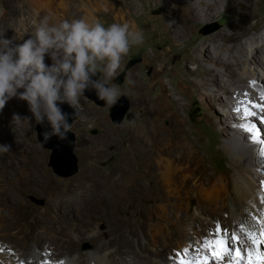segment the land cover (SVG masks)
<instances>
[{"label": "bare ground", "instance_id": "6f19581e", "mask_svg": "<svg viewBox=\"0 0 264 264\" xmlns=\"http://www.w3.org/2000/svg\"><path fill=\"white\" fill-rule=\"evenodd\" d=\"M191 1L194 3L184 4V7L194 10V14L204 21L211 22L215 13L219 11L216 6L207 4L205 0ZM0 3H2L0 31H5V38L9 39L15 35L13 29L28 27L31 30L33 20H39L49 14L56 19H64L69 12L68 0H0ZM226 10L230 9L226 7ZM183 14L171 9L169 13H163L162 17L171 15L179 17L178 22L184 25L183 33L180 32L182 35L189 27L187 26L189 19ZM90 15V21L96 18L92 13ZM240 16L239 12H233L234 18ZM250 19L251 16L247 15L245 23H232L229 30L220 29L205 37L200 51L203 57L190 58L189 62L195 63L201 60L207 68L202 69L198 64L196 68L189 69L187 71L189 77H185L182 82L186 83L185 80H188L189 84L186 83L178 89L171 82L170 77L174 73L169 72L173 48L167 47L159 54H154L153 57L161 58V69L158 71L163 74L152 82V86L156 85L160 91L153 96L150 93H138V103L143 104L142 109L146 115L139 122L133 123L132 148L137 151V143H142L146 146L147 150H145L152 153L154 142L168 140L178 155L174 159L147 157L138 161L134 157L126 158L116 167L122 168L118 178L122 181V185L116 183L115 171L103 174L83 173L74 180H57L46 168L47 153L41 151L34 142L32 136L34 116L27 102L17 97L10 99L4 109L0 110V144L11 145V151L0 153V168H4L0 171V179H6L13 185L8 191L7 207L4 208L3 204H0V264H60V262L63 264H164L163 260H166L167 264H174L172 254L180 253L176 251L178 248L176 250L174 248L179 247L183 250L185 248L182 247V238L174 244L169 241V238L174 236V232H169L171 222L167 220L169 217L167 212L170 211L167 201H171V207L174 209L178 205L185 206L182 209L188 212L196 200L197 211L212 218V222L201 223L202 219H194L189 223V231L188 227L185 229L188 231L186 239L191 244L188 260H192V256L199 260L208 255L209 264L220 262L212 259L210 249L203 246L205 238H218L216 233L215 235L210 233L212 230L216 232L217 224L220 226V235L227 237L233 249V255L226 256L225 261L233 260L237 247H240L247 257V243H250L252 252H255L257 247L260 249L261 245L257 246L248 239L247 232L252 231L259 237L264 225L260 224L262 221L259 223L260 220L256 222L255 213L249 210L245 202L252 205L253 209L264 213L260 208V202H264V155H261V148L264 146L251 139L254 133L239 126L243 124L260 129L261 139H264V123L260 122V117L264 116V113L253 108L252 110L257 112V116L253 118L241 117L242 115L239 117L233 111L237 102L241 100L264 104V101L260 100L261 92L264 90V29L254 33H240V36L247 35V38L242 43L232 42L237 38L233 35L234 30L240 27L249 28ZM173 24L177 26L176 21ZM133 26L137 30L136 24ZM168 30L165 27L164 31ZM28 38L29 36L25 34L23 39L15 40L14 43H23V40ZM46 58L51 60V57L46 55L45 62ZM190 75L195 76L193 80L190 79ZM188 89L192 90L191 94H198L205 103L208 117L205 115L203 119L212 124L214 122L209 115L211 107L213 108L217 103L225 104L226 109H220V112L224 114L223 122H225L222 124L221 120L224 148L232 159L229 169L225 168L226 170L219 172L209 163L208 156L204 152L206 145L184 115L192 98L189 101L186 98L190 92ZM222 90L226 96L222 95ZM245 93L248 94L247 97ZM175 94L178 96L174 97ZM16 106L19 108L17 109ZM12 114L29 117L30 124L24 122L17 126L18 138L13 141L6 139L5 142L2 138H7L5 137L7 125L13 123L12 116H8ZM165 119L170 121V125L163 124ZM244 132L249 134L244 136ZM151 134H155L156 141L150 138ZM122 163L126 165L123 166ZM230 171L234 173V183L228 174ZM89 181L104 188L92 189L90 193L85 192L84 183ZM34 183L35 189L42 188V193L44 191L46 194L45 209L40 211L32 207L27 214H24L25 204L16 195L21 193L23 188ZM232 185L234 191L230 190ZM197 187H199L198 192ZM184 188L187 189L183 191ZM0 189L6 195L7 191ZM109 190L111 194L108 193ZM129 191L135 194L137 192L146 199L152 198L154 204L146 207L147 213L152 217L157 216L158 219L152 223L154 227L145 232L146 221L143 218L139 230L143 234L141 233L137 243L126 237V233L124 234V227L128 224L126 219L109 224L104 217L113 214L99 213L96 207L89 203L93 198L100 196L102 201L112 204V198L118 195L116 201L113 199L114 206L123 208L132 202ZM194 192H197V197L194 196ZM157 201H160L159 205H156ZM144 215L146 216V213ZM3 221H8L6 226ZM198 223L205 229L193 231ZM256 223L259 225L258 230ZM241 225H244L246 231H240ZM149 233H154L151 238L148 237ZM233 233L241 237L242 245H237L231 240ZM111 235L114 237L110 238ZM147 239L154 245V249L147 250V255H142V251L139 253L135 249L139 246L145 250L147 244H150ZM84 242L91 243L93 247L83 251L81 245ZM172 245H175L173 252ZM113 248L115 250H112ZM242 264H246V261Z\"/></svg>", "mask_w": 264, "mask_h": 264}, {"label": "rangeland", "instance_id": "374dc122", "mask_svg": "<svg viewBox=\"0 0 264 264\" xmlns=\"http://www.w3.org/2000/svg\"><path fill=\"white\" fill-rule=\"evenodd\" d=\"M192 3L194 2L191 0H68L69 12L66 14L64 19L71 20L74 18L83 17L90 21V14L92 13L96 15V18L91 19V21L98 19L105 25V27L111 23H124V21H126L131 25L136 24L137 30L143 33V42L133 45L128 55L124 58L122 71L125 69L131 59H140V61L126 71L123 83L118 84L114 81L115 79L110 82L118 87L121 92L120 97L125 96L130 103V108L121 122L116 123L111 119L110 112L113 105H97L86 95L81 98V115L76 118L72 124V132L75 134L74 152L78 158V170L75 174L70 177H63L57 175L54 172L52 166L50 165V155L52 151L40 143L36 130L37 123L33 117L32 136L34 142L36 145H38L41 151H45L47 153L46 168L57 180H74L83 173L103 174L115 171L114 179L117 184L122 185V181L118 179L122 173V168L116 167H118L121 161H125L126 158L134 157V159L139 161L147 157H152L154 159H174L177 157L178 153L168 140L164 142H154L155 145L152 146V153L147 152L146 146H144L142 143H137V151H134L132 148L133 123L139 122L146 115L145 111L142 109L143 104L140 105L138 103V93H150V95L153 96L160 91L156 85L152 86V82H155L163 74L158 71L161 69V58L159 56L153 57L154 54H159V52L164 51L167 47L173 48V51L171 52V64H169V72L172 71L174 73L170 78H172L171 82L173 83L174 87L178 89V87L184 86L186 83L189 84L188 80H185L186 83H182L184 78L188 76L187 71L189 69L196 68L198 64L200 67H202V69L207 68L206 64L201 60L195 63L189 62L190 58L203 57L200 51L205 37L220 29L229 30L230 24L232 23H245L247 20V15L251 16L250 22L248 23L249 28L242 29V27H240L235 29V34L233 35L237 38L232 42L236 44L242 43L247 38V35L240 36V33H254L264 29V0H228L227 7L230 10H225L223 12L217 11L211 19V22L202 20L200 16L194 14V10H191L189 7H184V4L190 5ZM1 5L2 3H0V6ZM171 9H174L175 12L178 11L179 14L184 13L186 15L185 18L187 17L189 19V24L187 25L189 27L186 26L188 30H185L186 32L184 31V34L182 35H180V32L183 33L184 25L183 23L178 22L179 17H173L172 15L169 17H162L163 13L167 14ZM233 12H239L241 16L234 18ZM174 21H176L177 26L173 24ZM190 25H192V27ZM254 26L255 28H253ZM165 27L169 30L164 31ZM26 34L30 36V34ZM45 63L50 66L52 61L50 59L47 60L46 58ZM204 75L207 77L206 74ZM194 77L195 76L190 75V79L193 80ZM98 79H104L102 73L99 75ZM191 91V89H188L189 96H186V98L188 101L191 97L192 98L187 109L184 111V115L188 119L189 123L193 125V129H195V132L199 135L201 141L206 145L204 152L208 156L209 163L213 165V167H215V169L219 172L229 169L232 159L224 148L225 142L223 141L224 135L221 128V120L222 124H225V122H223L224 114L220 112V109H226V106L223 103H217L213 105V108L211 107V113H209V115L214 122L212 124L211 122L203 119L205 115L208 117L205 103H203L201 98H199L198 94L194 93L193 95L191 94ZM222 95L226 96V93L223 90ZM177 96L178 95L175 94L174 97ZM172 102L174 103V101ZM16 107L17 109L19 108V106ZM238 115L240 117L242 112ZM11 116L13 117V114L8 117ZM241 117H243V115ZM163 124L168 126L170 125V121L165 119ZM16 127L17 126H15L14 123L10 125L8 124L6 131L4 130L6 132L5 137L7 138H2V141L6 142V139H10V141L16 140L18 138ZM223 128L225 127L223 126ZM175 131L176 130L174 129L173 132ZM247 133L244 132V136ZM150 138H152L153 141L157 140L155 134H151ZM139 144L141 146H139ZM143 150H145V153H143ZM122 165L125 166L126 163H122ZM3 169L4 168H0V171ZM254 170L257 171L255 168ZM258 173L261 172L258 171ZM228 174L234 183V173L232 174V171H230ZM7 181L8 180L6 179H0V188H3L7 191L6 195H4L0 189V204H3L2 207L4 208H6V205L8 204V191L13 188V185ZM97 185L98 184L89 181L84 183L83 188L84 191L88 193H90V190L92 189L99 190V188H104L103 186ZM34 186L35 183L33 185L30 184L29 187L23 188L21 193L16 195L25 204L24 214H27L32 207H36L40 211L45 209L46 194L44 191L42 193V188L37 190L34 188ZM190 187H192V185ZM187 188H184L183 191H185ZM198 189L199 187H197V192L199 191ZM234 189L235 188L232 185L230 190L234 191ZM110 191L111 190L108 192L109 194H111ZM197 192L193 193L195 197H197ZM119 194H121V192ZM128 194L132 197V202H129V204L123 208L119 207L118 205L114 206L115 202L113 199L116 201L118 195L116 198H112V204L102 201L100 196L93 198V200H91L89 203L94 205V207L97 209L96 211L99 213L111 212L113 214L112 216L104 217V220L109 222V224L126 219L128 222L126 227H128V229L124 227V234L126 233V237L136 241L137 243L138 239L143 234L139 231L141 230L142 222L144 220L146 221L145 232H148L152 226L154 227L152 223L158 219L157 216L152 217L147 213L148 211L146 207H148V205L154 204V200L152 198L146 199L145 196L138 195L137 192L135 194V192L132 191H129ZM166 194H168V192H166ZM159 202L160 201H157L156 205H159ZM167 202V206L170 209V211L167 212V217L169 216L167 220L171 222V231H168L171 233L174 232L173 234L176 236L171 237L173 239L169 238V241L174 244L175 241L182 238V247H187L189 249V251L185 253L182 248H174L175 250L178 248L176 251L180 252L178 254H172L174 257V264H180L182 259H187L189 257L188 255L191 251L190 241L186 239L190 229L189 223L197 218L202 219L200 223L210 221L212 222V218L210 215L202 214L201 212L197 211L198 205L196 200H194L191 209L188 212L182 209L183 207L185 208V206L178 205L179 208L177 206L174 209L171 207V201ZM247 203L248 202H245V205H248L247 207L253 214L255 213L254 215L257 219L256 222L260 220L259 223L262 221L260 224L264 225V213H262L260 210L253 209V206ZM260 203V208L264 211V202L262 201ZM176 211L178 213H176ZM144 213H146V216ZM143 218L145 219L143 220ZM162 221L166 222L165 219H162ZM7 223L8 221L4 222L5 226ZM200 223L196 224V228L193 229V231L205 229V227H202ZM257 225L258 223H256V226ZM187 227L188 231L185 230ZM256 229H259V225ZM210 233L215 235L216 232L212 230ZM153 234L154 233H149L148 235L150 236L148 237L151 238ZM180 234L182 236H180ZM112 237H114V235H111L110 238ZM147 240L149 241V239ZM149 243L150 244H147L145 250L139 248V246H136L135 250L139 253L142 251V255H147V250L154 249V245L151 244L150 241ZM247 244L246 250L248 252L249 249L252 250V247L250 243ZM174 246L172 245V252L174 250ZM81 247L84 251L88 248H92L93 245L89 242H84L82 243ZM260 249L261 251H264V245H261ZM112 250H115V248ZM197 260L198 259L193 258V256L192 260L190 259V261H193V264H196ZM227 260L228 259H226V261H220L218 264H229L232 259L228 261ZM162 263L167 264V261L163 260Z\"/></svg>", "mask_w": 264, "mask_h": 264}, {"label": "clouds", "instance_id": "9594fccd", "mask_svg": "<svg viewBox=\"0 0 264 264\" xmlns=\"http://www.w3.org/2000/svg\"><path fill=\"white\" fill-rule=\"evenodd\" d=\"M205 2L223 12L228 0ZM13 30L10 39L0 31V110L14 97L26 101L36 123L50 125L51 130L42 133L44 142L52 136L67 139L72 131L69 116L74 120L81 115V98L87 90H95L109 105L117 103L121 92L110 82L122 71L131 47L143 42V33L127 22L105 27L98 19L83 17L56 19L49 14L33 20L31 30ZM26 33L28 39L14 43ZM46 55L51 57L50 66ZM101 73L103 80L93 79ZM65 103L72 113L62 109ZM12 121L20 126L30 118L13 114ZM9 151L11 145L0 144V153Z\"/></svg>", "mask_w": 264, "mask_h": 264}, {"label": "snow or ice", "instance_id": "6c2138e0", "mask_svg": "<svg viewBox=\"0 0 264 264\" xmlns=\"http://www.w3.org/2000/svg\"><path fill=\"white\" fill-rule=\"evenodd\" d=\"M245 97L248 96L247 93L244 94ZM260 100L264 101V90H262L260 95ZM251 105V107H249ZM256 108L259 109L261 113H264V104L261 103H254L251 100H241L237 102V106L234 108V112L237 114H240L242 112V115L244 117H253L255 118L257 116V112L253 111L252 109ZM260 122L264 123V116L260 117ZM241 127H244L246 131L250 133H254L251 137V139L262 146H264V139H261L260 135V129H254L252 126H246V125H240ZM261 155H264V147L261 148ZM240 231L244 232L246 231L244 225L240 226ZM216 234L218 238L215 239H207L204 240V247H207L210 249L211 252V258L215 260L224 261L226 256H232L233 255V249L229 244V240L226 236L220 235V226L217 224L216 228ZM248 239L251 240V242L257 246L264 245V230L261 231V234L259 237L252 232H247ZM231 240L234 241L237 245H242L243 241L239 235L236 233H233L231 236ZM189 249L186 247L184 249V252L187 253ZM210 257L208 255H205L203 259H199L196 261V264H209ZM246 264H264V251H261L259 247H257L255 252H252L251 249L248 250V255L245 257L244 253L241 251L240 247H237L235 249V254L233 256V260L229 262V264H242V262H245ZM60 264H63V262H60ZM180 264H193V261L182 259L180 261Z\"/></svg>", "mask_w": 264, "mask_h": 264}, {"label": "water", "instance_id": "95a60500", "mask_svg": "<svg viewBox=\"0 0 264 264\" xmlns=\"http://www.w3.org/2000/svg\"><path fill=\"white\" fill-rule=\"evenodd\" d=\"M139 61L140 59H131L125 69L115 78L114 81L118 84H122L126 71ZM97 78H99V74L97 77H93V79ZM85 95L89 99L93 100L97 105L104 106L107 104L105 101L100 100L97 97L95 90H87ZM61 107L67 113L73 112V109L70 108L67 103L61 105ZM129 108V100L125 96L120 97L117 103L111 107V119L116 123L121 122L126 116ZM74 120L70 115L69 123L73 124ZM36 130L40 143L52 151L50 155V165L52 166L54 172L57 175L64 177H70L75 174L78 170V158L74 152L75 134L71 131L67 134V139L65 140H60L58 137L52 136L50 140L44 142L42 133L44 131H50V125L47 122L43 125L37 123Z\"/></svg>", "mask_w": 264, "mask_h": 264}]
</instances>
